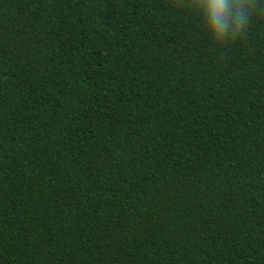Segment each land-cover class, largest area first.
<instances>
[{
  "label": "trees",
  "instance_id": "1",
  "mask_svg": "<svg viewBox=\"0 0 264 264\" xmlns=\"http://www.w3.org/2000/svg\"><path fill=\"white\" fill-rule=\"evenodd\" d=\"M0 264H264V14L0 0Z\"/></svg>",
  "mask_w": 264,
  "mask_h": 264
},
{
  "label": "clouds",
  "instance_id": "2",
  "mask_svg": "<svg viewBox=\"0 0 264 264\" xmlns=\"http://www.w3.org/2000/svg\"><path fill=\"white\" fill-rule=\"evenodd\" d=\"M173 6L199 18L213 48L234 42L246 34L254 16L264 14L257 0H173Z\"/></svg>",
  "mask_w": 264,
  "mask_h": 264
}]
</instances>
